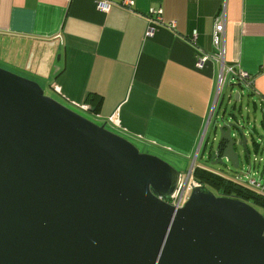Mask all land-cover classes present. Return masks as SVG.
Returning <instances> with one entry per match:
<instances>
[{"label":"water","instance_id":"obj_1","mask_svg":"<svg viewBox=\"0 0 264 264\" xmlns=\"http://www.w3.org/2000/svg\"><path fill=\"white\" fill-rule=\"evenodd\" d=\"M219 101L198 149L238 169L236 146L249 152L234 111L213 120L206 149ZM180 174L0 66V264H264V212L201 184L175 207Z\"/></svg>","mask_w":264,"mask_h":264},{"label":"crops","instance_id":"obj_2","mask_svg":"<svg viewBox=\"0 0 264 264\" xmlns=\"http://www.w3.org/2000/svg\"><path fill=\"white\" fill-rule=\"evenodd\" d=\"M124 1L0 0V65L127 137L184 159L199 150L221 74L227 84L247 82L264 111V0ZM218 15L224 16L221 57L213 42ZM150 23L155 30L147 36ZM252 124L245 130L256 151L262 137H253ZM245 160L239 172L256 178L261 157Z\"/></svg>","mask_w":264,"mask_h":264},{"label":"rangeland","instance_id":"obj_3","mask_svg":"<svg viewBox=\"0 0 264 264\" xmlns=\"http://www.w3.org/2000/svg\"><path fill=\"white\" fill-rule=\"evenodd\" d=\"M2 67V65H0ZM5 68V67H3ZM7 69V68H5ZM9 70V69H7ZM11 71V70H10ZM14 72V71H12ZM223 75H225L223 73ZM227 84V76L225 77V80L223 82V84L221 85V92H220V98L222 97V102H218L215 109H214V113H213V117L211 119V123L209 124L208 128H207V133H206V140H207V147L206 149H209V147L211 145H215L216 141L213 139L214 138V133L212 130V122L215 119L218 122H221V116L223 113V110L226 109V114H225V118L228 116L227 113L234 111V114L237 116L236 118L240 121L241 124L245 125V129L246 127V123H251V126L253 125L252 123H255L256 126V131L253 129L251 130V126H250V130L253 134V137L256 139L258 136L262 137L261 145L260 148H258L256 151L254 150V146H253V141L250 138L249 132L247 130L246 131V136H247V149L249 150V157H250V161H253V156H256V158L259 160V157H261L262 161L258 162L256 164L257 168L256 171L258 172V174L256 175V179L260 182V183H264V176L263 178L259 177V172L262 170H264V127L261 125V121L264 118V111L261 110L260 106L254 105V99L251 98V96L249 95V93L247 92L246 87L244 88H236V91H238L239 93V98L237 101H235L234 99V92L231 93V89L230 87H225V85ZM50 92L48 90L45 91V94H49ZM68 106V105H67ZM70 107V106H69ZM73 108L75 111H77L78 113L84 115L85 117H87L88 119H90L93 122H100L95 120L90 114H88L85 111L80 110L79 108L76 107H71ZM256 108V109H255ZM101 123V122H100ZM102 124V123H101ZM105 126L107 129L124 136L125 138H127L128 140H130L136 147H138V149L141 152H148V153H152L155 155H158L159 157H161L162 159H164L165 161H167L169 164H171L172 166H174L175 168H177L182 174H185L192 162V160L194 162H197L199 164H202L206 167H210L213 170H216L218 173L223 174V175H231V173L234 171L233 168H231L230 163L228 161H224L222 164L220 163H216V164H211L207 159H206V154L204 153V156L201 155V149H199V151L197 152V154H193L190 159H184L182 157H178L175 154L169 153L165 150H162L158 147L152 146V145H147V144H143L141 142H138L134 139H131L129 137H127L125 134L120 133L119 130H117L116 128L112 127L111 125L105 123ZM253 128V127H252ZM200 148H202V143L200 145ZM236 151L239 154V160H240V168L235 169L237 171L243 169L242 167H244L246 165V156L244 153V150L240 147V146H236ZM195 156V158H194ZM262 213L263 211V207L262 210H260Z\"/></svg>","mask_w":264,"mask_h":264},{"label":"built area","instance_id":"obj_4","mask_svg":"<svg viewBox=\"0 0 264 264\" xmlns=\"http://www.w3.org/2000/svg\"><path fill=\"white\" fill-rule=\"evenodd\" d=\"M124 2L126 5H129V6H131V4H133L132 0H125ZM97 7L102 9V10H107L109 7V4L104 2V1H98ZM154 16H155L156 20L160 19L158 12H155ZM154 30H155L154 26L152 25V23H150V25L146 29L145 34L147 36H151L153 34ZM223 33H224V16L218 15L215 19V24H214V29H213V42L216 46L220 47V51H219L220 57L223 54V45H222ZM205 60H206L205 56H202L201 58H199L196 62L197 67L201 68L203 66V63ZM228 71L232 75L236 74L232 71L231 68H229ZM237 75L244 80L248 79V74L246 72H239ZM225 77H226V75H223V74L220 75L219 84H218V86H219L218 90L219 91H220L221 85L223 84V82L225 80ZM205 127H206V125H205ZM202 140H203V136H202V139L200 141L199 147L202 143ZM193 168H194V166H192L190 168V170L187 171L185 174H182V173L180 174L176 189L166 200L171 205H173L175 207L183 206V204L187 200L192 188L200 185V183L197 182L192 176ZM241 177L243 178V180L246 181L247 186L251 190L255 191L256 193H258L262 196H264V183H260L256 178H254L253 174H249L246 172L242 173ZM263 211H264V209H263Z\"/></svg>","mask_w":264,"mask_h":264},{"label":"trees","instance_id":"obj_5","mask_svg":"<svg viewBox=\"0 0 264 264\" xmlns=\"http://www.w3.org/2000/svg\"><path fill=\"white\" fill-rule=\"evenodd\" d=\"M242 173L235 170L231 175H223L205 167L195 166L192 171L193 178L201 185L208 187L214 194L226 197H235L249 203L258 210L264 209V196L251 190Z\"/></svg>","mask_w":264,"mask_h":264}]
</instances>
